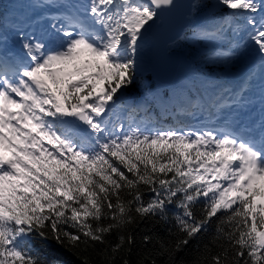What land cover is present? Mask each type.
Returning a JSON list of instances; mask_svg holds the SVG:
<instances>
[{"label": "snow or ice", "instance_id": "1", "mask_svg": "<svg viewBox=\"0 0 264 264\" xmlns=\"http://www.w3.org/2000/svg\"><path fill=\"white\" fill-rule=\"evenodd\" d=\"M177 6L32 0L33 9L55 10L42 16L47 27L14 24L18 50L0 32V264H59L33 239L82 264H130L144 221L165 226L168 238L143 235L152 248L136 264H205L211 248L201 252L199 240L213 224L218 251L208 264H264V0L188 5L190 34L173 43L200 44L206 69L259 57L234 85L200 70L185 78L178 110L203 116L199 126L146 123L134 108L123 115L153 29ZM257 104L255 134L238 131ZM173 204L180 211L169 228ZM193 241L198 254L180 260ZM89 249L99 259L83 255Z\"/></svg>", "mask_w": 264, "mask_h": 264}, {"label": "trees", "instance_id": "2", "mask_svg": "<svg viewBox=\"0 0 264 264\" xmlns=\"http://www.w3.org/2000/svg\"><path fill=\"white\" fill-rule=\"evenodd\" d=\"M9 7V4L0 0V29L2 31L7 32L8 29L5 28V23L9 21V17L6 14V11ZM191 58H195L196 55L194 53L189 55ZM213 70V69H212ZM212 70H209L210 72H212L213 74H215ZM142 80H147L149 81L152 85H157L155 84L151 77H150V73L148 70V65L142 61L141 64V69H140V73L139 76L137 78L136 81V85L132 87L131 91L126 92V94L121 98V100L123 102H132V104H126V108L128 109V111L130 109H136L134 106V102L140 98H142ZM158 92L159 95L161 97V99H166L167 98V87L165 86H160L158 87ZM123 91V90H122ZM158 102L159 101H154L155 106L152 109V113L153 117L148 116V118H156L155 120L157 121V119L159 118L158 116L161 114L160 108H158ZM123 103V104H125ZM130 105V106H129ZM148 107L144 106L143 108H141L140 110L136 111V116L140 115V114H144L146 111H148ZM142 188L144 186H141ZM152 193L148 190H145L143 192V196H144V200L147 201L149 199L152 198ZM127 199V197H126ZM203 198H201L200 200H198L194 206H193V211L194 214L197 217H200L202 214V210L204 208V204L202 203ZM180 211V209L176 208V206L173 204L170 206L169 208V219H170V223L167 227L169 228H174V216L176 213H178ZM219 215V214H218ZM216 218L214 217L213 220H215ZM145 234H149V235H156V236H160L163 238H168V232L165 229V226L161 225V224H156L155 222L152 221H144L142 223L139 224V226L135 229L134 235L137 237V247L132 251L131 254H129L127 256V258L130 261V264H136V262L140 259H143L145 253L150 250L152 248V245H148L147 248H144L141 244H140V239L143 237V235ZM215 225L213 224V226L204 233V235L200 238L199 240V248L200 251L202 252L204 249V245H209V247L211 248V253H206L205 255H207L208 260L205 261V264H208V261L211 260V256L214 255L218 249L217 247L212 243L214 237H215ZM112 242L115 243L116 242V237L113 234V236L111 237ZM32 244L34 246V248L36 249V251L40 254V256L44 259H47L48 261H59V264H82V260L79 259L77 257V255H74L71 251H65L63 248L55 245V244H51L48 246H44L42 244H40L37 240L33 239ZM99 249H97L98 251ZM197 242L193 241L192 243H190V245L185 249L184 252H182L179 256L180 260H183L185 262L190 261L194 258L195 255H197ZM83 255H88L90 257V259L93 260H97L99 259L98 257L95 256V254L92 252L91 249L88 250V252L83 253ZM156 259L158 260V264H163V259L161 257H156Z\"/></svg>", "mask_w": 264, "mask_h": 264}, {"label": "rangeland", "instance_id": "3", "mask_svg": "<svg viewBox=\"0 0 264 264\" xmlns=\"http://www.w3.org/2000/svg\"><path fill=\"white\" fill-rule=\"evenodd\" d=\"M6 3L9 4V7L6 11V14L9 17V21L5 23V28L8 29V31L5 33L0 29V32H3L4 35H6L8 37V46L11 45L12 43H15V34H14V29H13V25L14 24H20L21 22H27L28 24H30L32 29H35L37 32L39 31V28L41 27L44 28V26L42 25V21L38 22V20H36L38 15H43L42 12H44L46 9H33L31 7V2L32 0H2ZM200 2L202 3H207V4H212L214 3V0H200ZM189 19V27L188 29L184 32L183 35L186 34H190V25L194 23L193 21V17L192 15L188 18ZM148 43L151 44V40L149 38ZM201 45L200 44H193L187 41H179L177 43H173L170 44L168 46V53L170 52H177L180 56V65L179 66H183L181 71L176 75V78L173 80V84L174 86L171 85H162L159 83H155L158 85V87L160 86H165L167 87V96H168V100H160V97H158L159 95H157V91L156 88L158 89L157 86L152 87L150 86V83L147 80H142V98L136 100L133 104L135 106V108H137V110H140L141 108H143L144 106H147L149 109L148 111H146L144 114H140L138 116H136L137 120H141L144 119L146 123L148 122H158L159 124L162 125H166L169 126L167 124V122L171 121L170 118L172 120H176L179 121L183 124H187L189 125L188 122L193 121V122H197L199 118H202L203 120V116H197V117H193L192 115H189L187 113H179L180 117L176 118V110L172 109L173 112H170V104L172 102V100L174 101V98L170 96V93L173 95L174 93V89L179 87L180 85H182L185 82V76L184 73L186 70L189 74H191L194 70H200L203 71L204 73L208 71V69H206L204 67V64H201L198 61V57L200 56V49H201ZM196 54L195 58H191L189 55L190 54ZM246 59V58H244ZM243 59V60H244ZM142 61H146L144 56L142 58ZM221 68L225 70H227L226 67L221 66ZM214 71V69L212 70ZM244 71L241 70V68H238V70L235 72L237 76L235 79L232 78L231 76H233L235 73L230 74L229 71H225V73L220 72L221 74H225L228 76V78H226L227 80H233V82H229L230 85H234L236 83L239 82L242 74ZM220 80L221 82H227V80H224L223 78H215ZM150 86V87H148ZM154 89V92H152ZM156 90V91H155ZM18 99V98H17ZM193 99H195V96H193ZM154 101H159L158 102V108H160L161 114L158 116L159 118L157 119V121L155 120L156 118H148V116H155L152 113V109L155 106ZM121 105L124 108V113L123 115H127L128 113V109L126 108V104H132V102H123L122 100L120 101ZM125 103V104H123ZM175 103V102H174ZM176 105V103H175ZM130 106V105H129ZM153 106V107H152ZM177 107V106H176ZM249 131V130H248Z\"/></svg>", "mask_w": 264, "mask_h": 264}, {"label": "water", "instance_id": "4", "mask_svg": "<svg viewBox=\"0 0 264 264\" xmlns=\"http://www.w3.org/2000/svg\"><path fill=\"white\" fill-rule=\"evenodd\" d=\"M177 8L164 18L162 27L153 29L150 39L149 69L153 81L162 85H171L180 65V56L173 51L168 53V46L178 35H183L189 27L190 9L188 5L193 0H176Z\"/></svg>", "mask_w": 264, "mask_h": 264}, {"label": "bare ground", "instance_id": "5", "mask_svg": "<svg viewBox=\"0 0 264 264\" xmlns=\"http://www.w3.org/2000/svg\"><path fill=\"white\" fill-rule=\"evenodd\" d=\"M50 11H55L54 9H48L46 12H50ZM42 16L43 15H38L37 16V18H36V20H38V22H40V21H42V25L44 26V28L45 27H47V25H48V21L47 20H45V19H43L42 18ZM41 30V27L39 28V31ZM38 31V32H39ZM9 48H12L13 47V45H9L8 46ZM151 44L150 43H148V45L146 46V49H145V53H144V58H145V60L148 62L149 60H150V51H151ZM200 51V54H201V58H203V54H204V48L203 47H201V49L199 50ZM247 57H249V56H247ZM248 60V59H247ZM185 71V73H184V76H185V78L187 77V76H189L190 74L186 71V70H184ZM243 71V70H242ZM235 73V72H234ZM237 76H239V75H237L236 73L233 75V76H231L232 78H236ZM229 82H233V80H227V82H223L224 84H226V85H230V83ZM173 86H174V84H172ZM170 96L171 97H173L174 98V101L172 100V102H171V104H170V112H173L172 111V109H175L176 110V118L178 117H180V115H179V113H182V112H180L178 109L179 108H181V107H183L184 106V104H185V100H184V92H183V90L181 89V88H179V87H177V88H175L174 89V93H173V95L170 93ZM176 103V105H175V103ZM177 106V107H176ZM258 107H259V105L257 104L256 105V108H252V109H249L247 112H245V113H242L241 114V116H240V121L238 122V131H240V132H244L243 130L241 131V126H249V129L251 130L252 129V125L253 124H255V122H256V119L258 118V116H259V113H258V111L256 110V109H258ZM179 123H177L175 120H172L171 119V122H169L168 123V125L169 126H176V125H178ZM180 125V124H179Z\"/></svg>", "mask_w": 264, "mask_h": 264}]
</instances>
